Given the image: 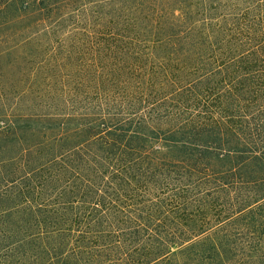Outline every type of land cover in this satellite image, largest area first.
<instances>
[{"label":"trees","instance_id":"16d2710c","mask_svg":"<svg viewBox=\"0 0 264 264\" xmlns=\"http://www.w3.org/2000/svg\"><path fill=\"white\" fill-rule=\"evenodd\" d=\"M0 264H264V0H0Z\"/></svg>","mask_w":264,"mask_h":264}]
</instances>
